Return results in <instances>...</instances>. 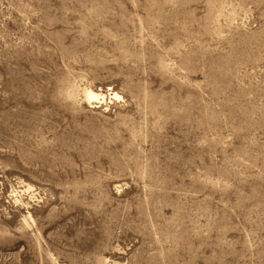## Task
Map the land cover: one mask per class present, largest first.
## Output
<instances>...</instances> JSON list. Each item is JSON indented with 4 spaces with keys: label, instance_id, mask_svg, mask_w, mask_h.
I'll list each match as a JSON object with an SVG mask.
<instances>
[{
    "label": "rangeland",
    "instance_id": "1",
    "mask_svg": "<svg viewBox=\"0 0 264 264\" xmlns=\"http://www.w3.org/2000/svg\"><path fill=\"white\" fill-rule=\"evenodd\" d=\"M0 264H264V0H0Z\"/></svg>",
    "mask_w": 264,
    "mask_h": 264
},
{
    "label": "bare ground",
    "instance_id": "2",
    "mask_svg": "<svg viewBox=\"0 0 264 264\" xmlns=\"http://www.w3.org/2000/svg\"><path fill=\"white\" fill-rule=\"evenodd\" d=\"M90 95H92V96H96V94H95V93H93V92H90Z\"/></svg>",
    "mask_w": 264,
    "mask_h": 264
}]
</instances>
